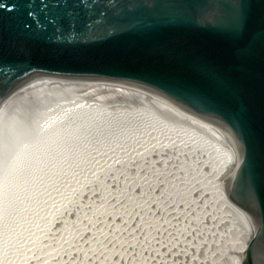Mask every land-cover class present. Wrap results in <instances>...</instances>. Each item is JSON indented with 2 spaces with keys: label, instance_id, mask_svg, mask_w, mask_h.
Segmentation results:
<instances>
[{
  "label": "water",
  "instance_id": "obj_1",
  "mask_svg": "<svg viewBox=\"0 0 264 264\" xmlns=\"http://www.w3.org/2000/svg\"><path fill=\"white\" fill-rule=\"evenodd\" d=\"M68 81L192 114L217 153L234 264H264V0H0V140Z\"/></svg>",
  "mask_w": 264,
  "mask_h": 264
},
{
  "label": "rangeland",
  "instance_id": "obj_2",
  "mask_svg": "<svg viewBox=\"0 0 264 264\" xmlns=\"http://www.w3.org/2000/svg\"><path fill=\"white\" fill-rule=\"evenodd\" d=\"M152 129L117 152L94 154L99 164L88 174L83 168L75 193L62 186L63 207L49 217L56 231L48 223V232L40 230L58 241L52 238L49 256L25 264H234L227 214L203 154L185 142L158 140ZM118 240L116 252H99Z\"/></svg>",
  "mask_w": 264,
  "mask_h": 264
},
{
  "label": "bare ground",
  "instance_id": "obj_3",
  "mask_svg": "<svg viewBox=\"0 0 264 264\" xmlns=\"http://www.w3.org/2000/svg\"><path fill=\"white\" fill-rule=\"evenodd\" d=\"M152 128L161 133L158 140L174 139L200 150L216 184L212 189L226 212L217 153L192 114L140 87L68 81L36 101L8 137L0 140V264H25L36 254L49 256L55 245L52 238H58L42 237L40 232L53 229L49 217L60 212V196L67 195L60 193L62 186L68 187L70 195L75 193L77 188L72 187L82 179L83 168L87 172L95 165L94 154L117 152L121 143L149 134ZM118 242L105 250L100 247L99 252H116Z\"/></svg>",
  "mask_w": 264,
  "mask_h": 264
}]
</instances>
